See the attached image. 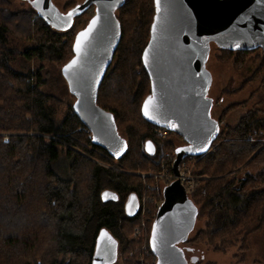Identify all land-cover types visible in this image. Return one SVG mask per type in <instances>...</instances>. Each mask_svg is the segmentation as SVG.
<instances>
[{
  "label": "trees",
  "instance_id": "obj_1",
  "mask_svg": "<svg viewBox=\"0 0 264 264\" xmlns=\"http://www.w3.org/2000/svg\"><path fill=\"white\" fill-rule=\"evenodd\" d=\"M119 13L122 38L97 103L114 115L118 130L124 117L145 130H130L126 152L115 158L88 137L74 105L61 120L57 117L52 101L58 98L43 90L51 72L44 64L32 67L35 61L65 65L74 56L81 29L56 30L36 10L15 12L10 0H0V264H92L102 229L119 248L125 224L138 219L126 214L125 200L132 193L141 195L140 184L129 182L134 176L127 170L153 166L159 171L164 152L175 155L170 139L155 136L151 130L156 126L141 113L151 92L142 55L154 0H126ZM11 36L33 45L20 49ZM221 50L247 54L262 49ZM149 140L155 144L154 155L146 151ZM66 148L69 166L64 176L56 164ZM194 159L202 183L188 196L198 216L208 211L209 238L226 242L222 237L232 234L231 242L239 235L244 241L264 224V118L248 114L236 127L219 131L212 149ZM232 172L240 176L228 179ZM104 192L116 198L104 200Z\"/></svg>",
  "mask_w": 264,
  "mask_h": 264
},
{
  "label": "water",
  "instance_id": "obj_2",
  "mask_svg": "<svg viewBox=\"0 0 264 264\" xmlns=\"http://www.w3.org/2000/svg\"><path fill=\"white\" fill-rule=\"evenodd\" d=\"M29 1L38 15L59 31L69 30L77 16L95 6L94 15L76 34L74 56L62 67V73L76 98L74 111L92 133V141L120 158L127 150V142L119 133L114 115L98 105L97 96L122 38L117 11L126 0H84L65 13L60 12L52 0ZM154 7L150 38L142 55L151 92L143 101L141 113L151 124L167 128L185 140L186 145L175 149L172 171L178 176L183 159L207 154L219 136L220 123L212 116L211 76L206 67L211 44L232 51L257 48L264 51V0H159V6L158 0H154ZM69 12L73 13L70 19ZM97 17L98 22L84 41L78 58L77 37L87 31ZM77 58V65L65 72L67 65ZM149 98H152L151 119L144 115V105ZM145 148L151 155L156 152L150 140ZM102 197L104 200L116 198L110 192H104ZM139 204L137 194H130L125 203L126 214L136 216ZM198 213L178 178L165 186L149 239L156 264H189L181 245L193 230ZM154 226L155 250L152 245ZM105 232L111 240L102 237ZM117 256V240L107 229H102L92 264L114 263ZM196 260V257L191 258L192 262Z\"/></svg>",
  "mask_w": 264,
  "mask_h": 264
},
{
  "label": "rangeland",
  "instance_id": "obj_3",
  "mask_svg": "<svg viewBox=\"0 0 264 264\" xmlns=\"http://www.w3.org/2000/svg\"><path fill=\"white\" fill-rule=\"evenodd\" d=\"M83 1L52 0V4L60 12L65 13ZM10 2L12 10L15 12L35 10L26 0H10ZM94 13L95 7H92L81 18H75L74 29L79 30L85 27ZM118 14H120L119 10ZM11 37L12 43L20 49L33 45L32 41ZM42 64L51 72V75H47L48 85L44 86L43 90L58 98V100L56 99L57 103L52 101V104L57 108V117L61 120L68 107L74 105L76 99L62 75L64 64L35 61L32 63V67L36 68ZM206 67L211 76L209 97L213 100L212 116L220 123V131L236 127L242 118L250 113L264 118V51L228 54L212 43ZM131 123L126 117L121 119L119 132L124 139L132 140L130 130H145L141 124L132 126ZM79 130L83 129L80 127ZM90 134L88 130V137ZM7 137V135L4 137V141ZM166 139H170L175 149L186 145L185 140L177 134H170ZM166 154H170L172 157L174 155L168 149L164 152L160 160L159 171L153 166L127 170L134 176L129 182L141 186L139 199L145 209L142 214L141 212L137 213L138 219L135 223L125 224L119 240L118 257L114 263L109 264H156L157 259L150 249L149 239L152 224L163 201V190L171 179L168 168L162 165ZM67 160V148L62 149L60 161L56 164L58 169H56L64 176L68 174ZM191 163H193L196 173V160L193 159ZM105 164L110 166L112 163ZM237 168H240V165ZM250 170L253 171L254 168L251 167ZM235 175L239 177L240 172L237 174L235 172L227 173L228 179ZM197 177L200 176L197 175ZM201 183L200 179V182L196 184V190L201 186ZM209 220L208 211L204 210L202 215L197 217L194 228L188 235V240L181 245L185 249L189 264H264V224L255 227L248 233L244 241L242 240L243 235H239L238 239L231 242L232 234H230L222 237L226 242H221L219 236L212 240L209 238ZM192 257H196L197 260L192 262Z\"/></svg>",
  "mask_w": 264,
  "mask_h": 264
},
{
  "label": "built area",
  "instance_id": "obj_4",
  "mask_svg": "<svg viewBox=\"0 0 264 264\" xmlns=\"http://www.w3.org/2000/svg\"><path fill=\"white\" fill-rule=\"evenodd\" d=\"M152 133L157 136L160 139H166L170 136V134H176L167 128L156 126L153 130ZM252 139V138H251ZM5 141H8V137L6 138ZM195 156H188L185 159H183L179 165V175L175 176L173 174V163L175 160V157L171 156L170 154H166L164 156L162 165L168 168V171L170 172L171 179L168 181L170 183L171 181L175 179H179L181 184L185 187L187 194L192 193L193 191L196 190V187L198 182H200L201 177H197L195 171H194V166L192 160L194 159ZM203 192H205V189H203ZM139 212L141 214L143 213L145 207L144 205L141 204V199H139Z\"/></svg>",
  "mask_w": 264,
  "mask_h": 264
},
{
  "label": "snow or ice",
  "instance_id": "obj_5",
  "mask_svg": "<svg viewBox=\"0 0 264 264\" xmlns=\"http://www.w3.org/2000/svg\"><path fill=\"white\" fill-rule=\"evenodd\" d=\"M35 2H39V0H35ZM158 6H159V0H158ZM68 17L69 19L72 17L73 13L72 12H69L68 14ZM98 22V17L96 19H93L91 21V23L89 24L88 26V29L87 31L85 32H81L79 34V36L77 37V42H76V45H75V50L77 52V57L79 58V54L81 53V50H82V46H83V43L84 41L87 39V37L92 33L93 29L95 28L96 24ZM155 31V26H154V29ZM78 58L77 59H74L69 65H67V67L65 68V72H68L69 70L73 69L77 63H78ZM147 58H148V53L146 52L145 53V61L147 62ZM152 105V98H149L148 101H146L145 105H144V115L145 116H148L150 119L152 118L150 116V107ZM105 198H107V194H105ZM102 237H107L109 240H111V237H108V234L105 232V233H102L101 234ZM112 243L114 244L115 242L112 241ZM156 243H157V232H156V228L154 226L153 228V235H152V245H153V250L156 249ZM97 255H99V251L97 252Z\"/></svg>",
  "mask_w": 264,
  "mask_h": 264
},
{
  "label": "flooded vegetation",
  "instance_id": "obj_6",
  "mask_svg": "<svg viewBox=\"0 0 264 264\" xmlns=\"http://www.w3.org/2000/svg\"><path fill=\"white\" fill-rule=\"evenodd\" d=\"M27 2H29L30 3V1L29 0H26ZM31 5V4H30ZM32 6V5H31ZM88 129V128H87ZM90 132V131H89ZM91 133V132H90ZM120 133V132H119ZM121 135V134H120ZM90 136L92 137V133L90 134ZM122 137V136H121ZM139 198V197H138ZM118 257V256H117Z\"/></svg>",
  "mask_w": 264,
  "mask_h": 264
}]
</instances>
